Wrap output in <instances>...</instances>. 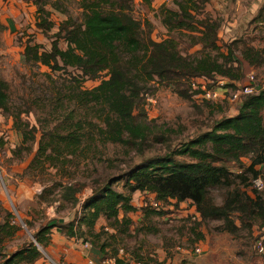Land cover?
<instances>
[{"label": "trees", "instance_id": "obj_1", "mask_svg": "<svg viewBox=\"0 0 264 264\" xmlns=\"http://www.w3.org/2000/svg\"><path fill=\"white\" fill-rule=\"evenodd\" d=\"M141 1L148 7L154 3ZM207 2L173 0L177 9L158 4L159 20L168 35L157 41L151 37V21L135 16L134 0H32L34 25L44 34L55 27L51 18L54 11L64 19L52 33L49 48L27 38L23 60L67 75L54 79L46 74L49 80L44 91L22 102L11 98L9 84L0 79V112L11 118V127L20 136L10 150V159L23 161L30 156L22 176L37 179L42 185L37 194L39 202H58L57 210L79 202L80 187L64 178L70 179L80 159L88 157L94 136L101 142L121 143L138 152L152 145L150 136L165 142L163 134L153 136L144 108L139 107L141 93L155 77L173 84L179 96L193 101L187 86L190 78L215 81L225 77L235 88L243 77L242 61L249 66L264 65V45L242 43L237 55L240 41L236 39L222 49L218 43L221 21L205 10ZM252 19L263 25L264 0ZM2 29L5 26L0 24ZM174 32L188 33L189 45L200 48L182 52L179 40L171 34ZM59 41H64V48ZM87 80L98 82L86 88ZM263 110L264 88H258L241 97L236 112L215 120L209 129L163 154L141 159L119 175L95 182L91 194L81 202L77 217L67 222L51 218L39 224L33 232L36 242L28 239L7 254L1 264H34L44 258L42 249L51 256L48 247L53 232L88 242L101 260L114 258V264H130L131 260L163 264L150 253L143 254L141 248L127 252L125 241L131 237L134 224L131 213L136 211L143 220L181 216L193 223L192 231L207 220L218 219L225 231L235 234L245 228L253 237L254 227H264V187L258 190L253 185V179L264 174ZM89 114L96 121L88 118ZM30 115L35 123L29 121ZM51 170L59 174L58 179L53 178ZM120 181L124 182V191L114 186ZM213 188L225 190L221 205L212 200ZM136 192L144 194L142 206L132 203ZM149 196L160 205L151 206ZM0 213L1 255V243L20 227L12 221L10 211L0 209ZM24 222L30 227L29 220ZM144 227L148 228L141 223L134 233L145 232ZM146 231L153 232L154 228ZM263 233L264 228L254 235L253 246ZM120 249L124 253L121 256Z\"/></svg>", "mask_w": 264, "mask_h": 264}, {"label": "rangeland", "instance_id": "obj_2", "mask_svg": "<svg viewBox=\"0 0 264 264\" xmlns=\"http://www.w3.org/2000/svg\"><path fill=\"white\" fill-rule=\"evenodd\" d=\"M262 1L208 0L205 10L213 18L221 21L218 43L222 49H225V44L236 39L240 41L238 42L239 47L235 49L237 55L240 54L239 49L242 48V43L254 47L264 45V23L259 26L252 19ZM158 4L177 9L173 0H154L152 7H148L141 0H134L135 16L151 21L154 26L151 37L157 41L168 35L159 20L158 7H156L159 6ZM51 18L55 22V27L44 34L34 25L35 5L32 4V0H0V24L5 26V29L0 30V79L9 84V93L15 102H22L27 98L30 100L34 95L44 91L46 80H49L46 74H50L54 79L67 75L63 71H50L41 64L25 63L21 55L24 41L28 40L27 38L41 44L44 49L50 47L52 33L56 31V26L60 20L64 19V15L54 11ZM171 34L179 40L182 52L190 53L200 48L199 45L192 47L189 45L188 33L174 32ZM59 43L61 47H65L64 41H59ZM241 68L243 83H247L248 76L253 74L256 88H264V65L249 66L242 61ZM67 70L77 73L71 68ZM97 82L98 80H87L84 87L91 88ZM147 86L146 90L141 93L139 107L144 108L153 136L163 134L166 138L165 142L155 141L150 136L152 145L138 152L121 143L101 142L94 136L89 145L88 157L80 159L70 179L64 178L66 181L77 183L80 187L77 194L79 202L75 206L65 205L58 210V202L46 205L38 201L37 194L42 189V185L37 179L22 176L30 156L23 161L10 159V150L19 142L20 136L12 129L11 118L0 112V138H2L0 209L10 211L14 216L12 221L20 227L14 236L1 243L3 249L0 264L7 254L20 247L28 239L32 240L33 232L39 224L51 218L67 222L77 217L81 202L91 194L95 182L119 175L141 159L163 154L167 149L175 148L180 143L209 129L215 120L236 112V105L228 101L211 104L184 99L174 90L173 84L159 80L157 77L149 81ZM89 115L88 118L92 117V121H96L93 115ZM28 119L31 123H35L33 115H30ZM183 159L188 160L186 157ZM228 165L231 167L230 164ZM50 172L53 178H59V174H54L55 170ZM123 184L124 182L120 181L114 186L117 190L124 191ZM224 191L221 188L211 189V197L215 204L223 203ZM132 199L135 206L144 204L143 193H134ZM131 217L134 220L131 227L132 233L131 237L125 241L129 254L138 248H141L143 254L154 255L164 250V254L170 259L168 264H264V255L258 254L253 246L254 235L262 232L264 227H254L252 237L245 228L238 230L235 234L225 231L222 220L218 219L207 220L192 231L193 223L177 215L170 219L153 216L152 219L143 220L142 214L136 211L131 213ZM24 220L30 221V227L26 226ZM141 223L148 228L144 227L145 232L134 233L135 227L140 226ZM151 228H154L153 232L146 231ZM199 232L201 235L198 234ZM51 238L52 244L48 249L52 255L50 256L42 249L44 258L34 264H88L90 258L98 259L101 256L98 252L85 248L80 239H68L58 232H53ZM196 246L201 249L199 254L194 252ZM71 249L75 250L76 254H72ZM123 254V250L120 249L119 255Z\"/></svg>", "mask_w": 264, "mask_h": 264}, {"label": "built area", "instance_id": "obj_3", "mask_svg": "<svg viewBox=\"0 0 264 264\" xmlns=\"http://www.w3.org/2000/svg\"><path fill=\"white\" fill-rule=\"evenodd\" d=\"M230 80L225 77H218L215 81H207L199 78H190L187 81V86H189L190 92H192V98L194 101L198 102H210L218 103L228 101L232 105L240 103L241 97L247 94H251L257 91L255 85V77L253 74L248 76V82L243 83L241 79L235 83L236 87L232 88L229 86ZM253 185L256 189H262L264 187V174L257 176L253 179ZM148 202L153 207H158L159 202L153 199L152 196H149ZM146 204V202H145ZM188 207L189 203L185 204ZM195 217V215L193 216ZM198 220L200 216L197 214L196 217ZM84 247H89L88 242L83 243ZM254 249L257 253H264V233L260 237L256 238L254 241ZM201 249L199 246L194 248L195 253H200ZM88 264H114V258H105L100 262L95 263L92 260H89ZM140 264V263H138Z\"/></svg>", "mask_w": 264, "mask_h": 264}, {"label": "crops", "instance_id": "obj_4", "mask_svg": "<svg viewBox=\"0 0 264 264\" xmlns=\"http://www.w3.org/2000/svg\"><path fill=\"white\" fill-rule=\"evenodd\" d=\"M85 248H87V249H90V246L89 247H85ZM71 252H72V254L73 253H75L76 251L75 250H70ZM141 252H142V250H141ZM147 253V252H146ZM76 254V253H75ZM55 255V254H54ZM150 255H152L153 257H155L158 261H163V264H168V262H169V258L168 257H166V254H164V250H160L157 254H151L150 253ZM126 256H127V254H126ZM90 260H92L93 262H95V263H98V262H100L101 261V258H100V256L98 257V259H92V258H90ZM88 263V262H87ZM130 264H138V262H135V261H133V260H131L130 261ZM141 264V263H140Z\"/></svg>", "mask_w": 264, "mask_h": 264}, {"label": "water", "instance_id": "obj_5", "mask_svg": "<svg viewBox=\"0 0 264 264\" xmlns=\"http://www.w3.org/2000/svg\"><path fill=\"white\" fill-rule=\"evenodd\" d=\"M245 64H246V62H245ZM31 238H32V240H33L34 242H36L35 239L33 238V236H32Z\"/></svg>", "mask_w": 264, "mask_h": 264}]
</instances>
